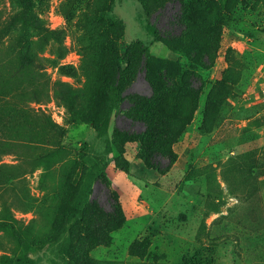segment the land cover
I'll use <instances>...</instances> for the list:
<instances>
[{
	"label": "rangeland",
	"instance_id": "374dc122",
	"mask_svg": "<svg viewBox=\"0 0 264 264\" xmlns=\"http://www.w3.org/2000/svg\"><path fill=\"white\" fill-rule=\"evenodd\" d=\"M234 5L221 9L227 23L215 63L196 67L206 86L193 118L186 100L175 111L176 161L166 172L150 167L138 137L123 132V155L110 150L106 182L95 184L88 209L91 218L102 214L110 241L89 247L85 220L70 255L91 264H264V0ZM31 6L26 13L18 0H0V222L7 206L34 243L20 245L0 228V264H55L44 241L59 235L78 189L85 164L77 151L85 141L103 148L89 120L105 110L107 83L126 69L110 133L115 124L131 133L145 125L124 110L151 94L145 48L158 68H189L148 29L140 0ZM179 8L170 2L151 20L168 29ZM59 144L68 151L47 168L41 156Z\"/></svg>",
	"mask_w": 264,
	"mask_h": 264
},
{
	"label": "trees",
	"instance_id": "16d2710c",
	"mask_svg": "<svg viewBox=\"0 0 264 264\" xmlns=\"http://www.w3.org/2000/svg\"><path fill=\"white\" fill-rule=\"evenodd\" d=\"M22 9L28 13L31 10V0H18ZM147 14V27L160 40L170 44L172 48L182 52L188 61L189 68L165 64L156 67L149 57L148 49L145 48V59L142 68L145 69L148 82L151 86L150 95H136L131 105L124 110L127 117L133 121L144 123V129L130 131L121 129L118 125L110 126L113 117L122 110L126 99L123 91L121 78L125 77L126 69H122L120 79L107 83L104 88L106 105L100 117L90 118V122L96 130V136L103 142V148L98 149L94 145L84 142L77 151V156L85 164L82 178L78 189L70 203L64 218V224L59 235L52 239L47 237L45 244L50 247L55 264H91L70 255L75 230L80 223L87 222L85 240L89 247L97 243H108L110 237L102 229L104 219L102 214L91 218L94 198L92 197L94 186L97 182H106V168L110 165L111 149L118 151V156L123 155L122 133L134 134L138 137L143 151L142 157L146 163L162 172L168 171L176 161V154L172 150V143L177 140L182 130L177 127L180 119L177 109H180L186 100L191 111V117L199 107L206 80L196 70V67L209 68L216 60L220 40L227 21L221 16L223 11L234 10V2L225 1L223 7L217 5L215 0H140ZM178 2L179 11L169 21L170 28L160 29L151 20L154 13L162 14L168 3ZM229 18V17H228ZM230 19V18H229ZM180 28L179 32L176 29ZM178 63V62H177ZM182 67V68H180ZM125 72V73H124ZM160 78L157 79L158 77ZM197 83V84H196ZM215 85L212 90L215 91ZM208 102V100H207ZM211 99H209V103ZM68 148L59 144L48 150L41 156L44 158L47 168L52 160ZM168 159L165 167L160 165L159 158ZM2 221L0 228L8 230L18 241V244L28 246L30 242L27 231L18 225L11 210L4 206L1 212ZM29 259L33 260L29 257ZM28 261V255H26ZM4 264H13L11 257H4Z\"/></svg>",
	"mask_w": 264,
	"mask_h": 264
}]
</instances>
